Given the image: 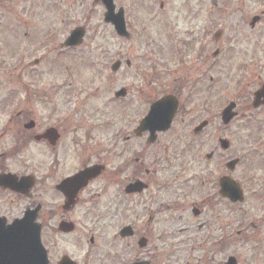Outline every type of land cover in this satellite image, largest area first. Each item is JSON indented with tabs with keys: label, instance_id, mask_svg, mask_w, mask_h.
<instances>
[{
	"label": "rangeland",
	"instance_id": "obj_1",
	"mask_svg": "<svg viewBox=\"0 0 264 264\" xmlns=\"http://www.w3.org/2000/svg\"><path fill=\"white\" fill-rule=\"evenodd\" d=\"M115 3L117 9L121 4L134 8L127 16L128 38L105 22L101 1L0 0V111H84L91 122L112 117L115 122L116 116L117 122L129 124L132 116L142 115L135 111H145L167 93L182 98V111L197 114L194 120L206 115L199 111H222L228 101L236 100L239 111L249 112L235 119L226 133L233 143L231 152L245 155L238 170L247 172L245 177L252 178L254 192H259L249 190L242 208H236L234 239L213 248L206 244L193 256L188 252L191 241H180L174 215L167 223L174 234L156 239L154 245L166 264H225L229 255L239 264H264V225L259 217L264 205L258 202L264 197V109L261 113L245 108L264 81V14L251 25L252 18L264 12V0H169L165 10L160 0ZM81 25L87 29L82 45L65 49L62 42ZM218 29L222 35L213 39ZM216 47L221 50L214 59ZM116 59L122 65L113 71ZM195 77L201 79L192 85ZM120 87L128 90L124 98L115 97ZM211 129L190 154L202 152L204 159L194 158L202 164L213 143ZM261 135L262 162L256 148ZM261 170L262 182L255 179Z\"/></svg>",
	"mask_w": 264,
	"mask_h": 264
},
{
	"label": "flooded vegetation",
	"instance_id": "obj_2",
	"mask_svg": "<svg viewBox=\"0 0 264 264\" xmlns=\"http://www.w3.org/2000/svg\"><path fill=\"white\" fill-rule=\"evenodd\" d=\"M168 2L160 0V8ZM135 112L141 117L123 124L116 116L91 122L84 111H0V219L11 223L34 211L49 264H166L154 241L174 234L167 229L174 215L184 243L234 239L235 210L243 204L221 184L238 180L246 195L255 188L247 172L228 165L233 121L223 124L222 111H199L206 115L195 120L194 112L177 111L170 127L154 134L140 128L148 111ZM210 127L213 143L202 164V152L190 154ZM259 151L262 162V141ZM255 179L262 182V170Z\"/></svg>",
	"mask_w": 264,
	"mask_h": 264
},
{
	"label": "water",
	"instance_id": "obj_3",
	"mask_svg": "<svg viewBox=\"0 0 264 264\" xmlns=\"http://www.w3.org/2000/svg\"><path fill=\"white\" fill-rule=\"evenodd\" d=\"M106 7L105 21L112 23L117 32L121 36H129L126 29L124 12L122 9L118 13L115 12L116 6L114 0H103ZM259 17H254L252 25L256 23ZM85 34L83 27L76 28L69 38L65 41L66 46L81 44ZM118 61L113 65V69L117 70L120 66ZM123 89L117 92V95H125ZM254 104L258 106L264 103V86L256 92ZM235 103L229 105L224 111L223 118L225 122H229L235 115L233 108ZM177 109V100L172 96H165L152 104L150 114L143 121L141 128L150 126L154 131L157 129H165L169 124L172 111ZM165 117V118H164ZM164 118V120L162 119ZM233 164V163H232ZM223 192H228L233 200L242 198V190L239 185L224 182ZM35 215L28 214L22 220H16L11 225H6L5 220L0 219V264H47L46 253L42 248L40 241V227L35 223ZM227 264H237L235 257H230Z\"/></svg>",
	"mask_w": 264,
	"mask_h": 264
}]
</instances>
